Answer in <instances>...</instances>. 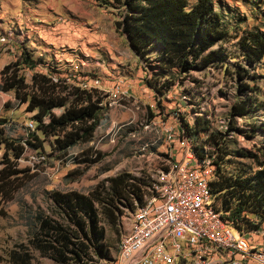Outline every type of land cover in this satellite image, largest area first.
I'll use <instances>...</instances> for the list:
<instances>
[{
  "label": "rangeland",
  "instance_id": "obj_1",
  "mask_svg": "<svg viewBox=\"0 0 264 264\" xmlns=\"http://www.w3.org/2000/svg\"><path fill=\"white\" fill-rule=\"evenodd\" d=\"M119 1L0 0V85L2 70L11 65L28 86L38 72L59 84L97 90L102 99L90 142H78L61 153L53 149V137L37 131L43 148L24 150L18 167L29 169L32 178L5 204L6 215L0 216V264H12L11 252L20 245L28 246L37 209L45 211L53 200L88 196L101 181L119 174L148 182L172 163L168 154H174L173 161L178 162L181 132L186 125L194 126L196 118L205 121L208 129L197 135V144L202 145L211 134L223 141L222 150L229 155L221 169L227 175L241 166L256 170L254 161L233 153L246 151L263 159L264 130L252 134L250 125L264 126V106L234 119L229 114L240 97L234 86L239 65L251 76L248 82L255 88L256 103L264 105V56L249 65L238 45L249 32L264 34V0H213L220 27L233 36L213 49L221 46L226 50L229 67L211 66L188 74L176 69L158 71L154 66L156 48L147 55L134 53L116 31L123 10ZM15 62L18 67L13 66ZM245 95L243 92L241 98ZM25 107L15 99L13 90L0 91V129L8 138L26 139L35 130L33 113ZM62 111L51 109L44 122ZM205 151L210 160L216 156L213 146ZM3 153L1 148L0 159ZM85 158L93 162L83 163ZM215 204L220 207L219 201ZM132 213L130 206L119 205L115 225L102 222L110 259L99 264L118 263V244L130 229ZM249 239L256 244L262 241L254 235ZM30 253L31 264H55L35 250Z\"/></svg>",
  "mask_w": 264,
  "mask_h": 264
},
{
  "label": "trees",
  "instance_id": "obj_2",
  "mask_svg": "<svg viewBox=\"0 0 264 264\" xmlns=\"http://www.w3.org/2000/svg\"><path fill=\"white\" fill-rule=\"evenodd\" d=\"M118 3L123 10L115 24L116 31L126 35L137 55H147L156 48L154 66L158 71L176 69L188 74L211 66L225 70L229 67L225 63L230 58L226 50L221 46L213 49L217 43L223 44L233 38L220 27V16L214 10L213 0H194L191 5L188 0H120ZM238 45L249 65L264 56V34L259 31L247 33ZM13 66L18 67L19 63ZM11 67L7 65L2 70L0 91L13 90L15 99L26 104L25 111L33 113L36 127L26 139H10L0 129V149H4L0 159V216L6 215L5 204L11 202L32 178L29 169L18 167V160L26 148H43L37 131L45 137H53V149L62 153L78 142L91 141L102 108L97 90L59 84L38 72L32 75L31 86H28L24 78L17 75L18 70H11ZM236 76L234 86L240 97L230 107L231 119L264 106L256 103L255 88L248 82L250 75L241 65ZM243 92L246 95L241 98ZM53 108L63 111L45 123L44 118ZM193 125L185 126V134L195 141L200 132L208 129L206 122L197 118ZM258 129L264 130V126L250 125L252 134ZM217 138L218 135L211 134L202 145L195 141V154L199 159L211 156L205 151L208 146H213L216 153L211 159L215 178L209 187L214 201L220 203L217 209L235 223V229L247 234L257 233L264 225V148L260 152L262 160L256 153L246 151L231 154L254 161L256 170L248 171L241 166L227 175L221 165L229 154L222 150L223 141ZM82 162L93 161L85 158ZM146 185L141 178L119 174L101 181L88 196L53 200L45 211L37 209L32 216L33 230L28 246L20 245L18 250L11 252V263L31 264L30 250L55 264H99L100 260L110 259L102 222L114 226L119 205L130 206L134 211L136 204L143 200Z\"/></svg>",
  "mask_w": 264,
  "mask_h": 264
},
{
  "label": "built area",
  "instance_id": "obj_3",
  "mask_svg": "<svg viewBox=\"0 0 264 264\" xmlns=\"http://www.w3.org/2000/svg\"><path fill=\"white\" fill-rule=\"evenodd\" d=\"M179 146L180 160L168 154L172 163L144 187L130 229L120 238L117 264H264V235L252 245L255 233L235 229L216 207L209 187L215 165L197 157L196 143L184 131Z\"/></svg>",
  "mask_w": 264,
  "mask_h": 264
},
{
  "label": "crops",
  "instance_id": "obj_4",
  "mask_svg": "<svg viewBox=\"0 0 264 264\" xmlns=\"http://www.w3.org/2000/svg\"><path fill=\"white\" fill-rule=\"evenodd\" d=\"M122 36L125 37V39H126L127 42H128V45H129V40H128V38L126 37V35H122ZM129 47H130V46H129ZM263 226H264V225H263ZM263 229H264V228H262V230H263ZM257 235H259V236H257ZM262 235H264V233L261 232V231H259V232H257V233L254 234L255 238H260L261 240H262V238H263ZM259 244H260V243H259ZM252 245H258V242H257V244H256V242H252Z\"/></svg>",
  "mask_w": 264,
  "mask_h": 264
},
{
  "label": "water",
  "instance_id": "obj_5",
  "mask_svg": "<svg viewBox=\"0 0 264 264\" xmlns=\"http://www.w3.org/2000/svg\"><path fill=\"white\" fill-rule=\"evenodd\" d=\"M130 48L133 50V47L129 44Z\"/></svg>",
  "mask_w": 264,
  "mask_h": 264
}]
</instances>
